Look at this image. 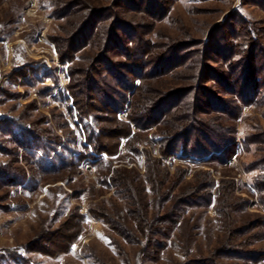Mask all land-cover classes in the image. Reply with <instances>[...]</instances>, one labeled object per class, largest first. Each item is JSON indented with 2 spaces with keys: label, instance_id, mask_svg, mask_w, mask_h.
Masks as SVG:
<instances>
[{
  "label": "rangeland",
  "instance_id": "374dc122",
  "mask_svg": "<svg viewBox=\"0 0 264 264\" xmlns=\"http://www.w3.org/2000/svg\"><path fill=\"white\" fill-rule=\"evenodd\" d=\"M140 1L121 0L119 7L114 0H0V264H186L211 259L225 245L264 253V192L257 188L264 177V98L243 105L236 119L202 115L204 121L220 119L216 124L232 130L235 139L228 149H235V155L224 163H210L206 155L164 154L161 136L168 128L151 125L148 116L142 125L131 123V114L146 95V88H137L139 77L118 122L104 112L105 102L90 89L94 80L104 85L101 68L90 64L98 48L82 49L71 62L61 60L66 41L93 16L109 11L113 18L140 26L146 41L164 55L162 60L172 63L166 62L171 69L185 58L182 52L202 51L208 39L213 53L225 28L232 26L234 13L255 30L257 45L264 49V0H167L159 7ZM74 3L72 14L63 15ZM113 18L103 27L112 25ZM214 63L210 68H219ZM185 64L144 85L161 96L185 90L193 85ZM77 69L86 71L81 78L87 77L83 91L89 98L87 109L79 108L95 115L99 124L79 120L69 91V72ZM164 70L157 67L155 73ZM207 89L231 99L219 94L213 83ZM94 124L102 129L98 147L109 156L93 152L86 139V127L93 132ZM27 128L41 134L43 149L34 147L31 135H25ZM64 158L74 162L66 161L58 171ZM12 178L18 179V187L8 184ZM116 180L123 186L115 187ZM200 184H212L203 192L213 195L212 205L187 210L157 259L146 257L154 250L146 236L152 233L151 221L162 213L158 202ZM129 185L133 191L125 193ZM247 226L251 229L246 234L231 235ZM68 242L73 245L69 252ZM261 260L221 259L219 264H264V257Z\"/></svg>",
  "mask_w": 264,
  "mask_h": 264
},
{
  "label": "trees",
  "instance_id": "16d2710c",
  "mask_svg": "<svg viewBox=\"0 0 264 264\" xmlns=\"http://www.w3.org/2000/svg\"><path fill=\"white\" fill-rule=\"evenodd\" d=\"M114 1L120 7L121 0ZM166 2L167 0H164V2L163 0H149V7L154 5L159 7V5L167 4ZM140 3L143 5L144 0H141ZM74 6L75 3L67 8L65 7L67 10H63L65 11L63 15L72 14L73 10L71 9ZM141 9L138 8V11ZM103 15L98 14L93 16L90 23H87L86 26L84 25L80 30L75 32L72 35L73 40L67 42L68 39L61 50V60L71 62L82 49L90 46L98 48L99 52L96 57L91 59L90 64L101 68L99 69L101 73L99 77H102L104 85L100 84L99 80L92 81L89 79V82L92 81L93 83L90 89H94L106 104L104 105L105 111H103L107 115H112L115 118V122H118L116 117H118L125 102H127L126 95L135 89L134 83L137 77H139L142 82L137 88H146L145 92H143L146 95L142 97V103H146V105H142V103L137 105V110L131 114V123L142 125L141 122L148 116L152 123L151 125L167 127L168 129L161 136V147L164 154L180 151L195 156L206 155L210 157V163H224L229 157L235 155V149L231 153L228 150L231 143L235 140L232 130H227L221 125L216 124L220 119L213 118L209 121H204L201 118L203 114L212 115L214 113L216 115H230L232 119H236L243 105L256 104V99L264 98V64L260 65L261 62H264V49L257 45L255 30L251 29V26L244 20V17L236 13L232 15L234 19L231 20L232 26L225 28L224 31L226 33L224 34V38L221 42H216V45H214L216 50L213 53L209 50L210 39L204 43L205 48L202 51L195 49L189 52L187 50L186 52H182L185 58L182 56L178 60L180 62L179 65L175 64L172 69L175 71V68L186 66V61L187 65L189 64L188 60L191 61L193 63L192 67L188 65L187 70L189 69L192 72L190 79L193 85L191 84L185 90H181V92L161 96V93L156 92L153 87L150 85L145 86L144 84L147 81L151 83V81L159 79L158 76L171 73L173 70L169 66L166 67L168 60L166 62L165 59L162 60L164 55L156 52L157 46L146 41L144 31L143 33L139 31L140 26L134 27V25L126 24L121 19L113 18L114 14L110 11L104 17ZM115 15L117 16V14ZM99 16L101 20L98 19ZM111 18L115 20L113 21L114 23L103 27L105 21H112ZM94 19L96 22H94ZM183 50L185 49L183 48ZM212 61L219 68H210L209 64ZM157 67L159 70L165 69V73H155ZM150 69H153L152 73L147 74V70ZM123 71H128L129 75L123 74ZM85 72L79 69L76 71L70 70L69 74L73 81L69 88L70 95L74 99V107L77 110L80 122L96 121L99 124L95 115L86 114V111L79 108L85 106L87 109L88 103L86 104V102L89 100L88 95L83 91L84 85L88 82L86 80L87 77L81 78L85 75ZM18 74L25 76L23 71L18 72ZM104 75L109 77L111 81L109 82L107 77L105 79ZM210 83H213L215 88L221 90L219 94L229 95L231 99L223 100L220 96L214 95L212 90L207 89V85ZM116 98L119 101H115ZM100 126L96 128L95 125V129L90 133L87 130L91 127H86V139L93 152L109 156V152L98 147L99 138L102 135ZM129 127L131 129V125ZM26 134L31 135L30 137H32L36 149H43L40 138L41 134L39 132L32 131V128H27ZM124 138L126 137H120L119 142H122ZM24 143L25 145L22 147H29L26 139ZM82 158L85 157L83 156ZM61 160L63 161V165L57 167L58 171L65 168L66 161L74 162V160H67L66 158ZM39 165L42 168L46 167L43 162H40ZM72 165L74 167L75 164ZM8 181L9 185L13 183L15 187H18L17 178H12ZM114 185L117 188H120L121 185L123 186L118 180H116V184ZM208 188H212V184H200L198 188H193L188 193L180 196L175 195L171 197L169 194L165 195V198L158 202L159 211L162 213H158L151 221L149 227L152 233L146 236V242L152 243L153 245L151 246L154 247V250L150 253L148 252L146 257L153 260L157 259V256L168 246L166 241L170 238V232L178 228L179 223L188 212L187 210L212 205L214 201L213 195L203 193ZM257 188L258 192H264V177L259 178ZM132 191L133 189L129 185L125 193ZM91 214L103 219V217L94 213V211ZM105 220L103 219V222L106 225L110 227L111 224L114 225L112 220L110 223ZM143 220L145 222L144 217ZM249 227L247 226L242 230L232 232L231 235L236 233L246 234L251 229ZM114 228L118 229V226ZM123 236L126 239L124 234ZM66 245L69 252L73 245L70 242L66 243ZM27 250L30 251L29 248ZM213 255L211 259L190 260L186 264H219L221 259L232 258L244 261L250 258L252 261L260 262L264 257V253L238 250L234 246L229 245L217 249Z\"/></svg>",
  "mask_w": 264,
  "mask_h": 264
},
{
  "label": "built area",
  "instance_id": "2783aa9c",
  "mask_svg": "<svg viewBox=\"0 0 264 264\" xmlns=\"http://www.w3.org/2000/svg\"><path fill=\"white\" fill-rule=\"evenodd\" d=\"M126 113V112H125Z\"/></svg>",
  "mask_w": 264,
  "mask_h": 264
}]
</instances>
